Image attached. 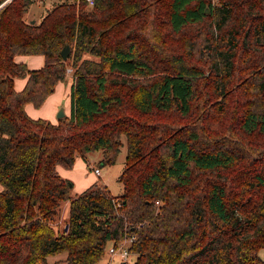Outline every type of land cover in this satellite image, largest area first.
Segmentation results:
<instances>
[{
	"label": "trees",
	"instance_id": "1",
	"mask_svg": "<svg viewBox=\"0 0 264 264\" xmlns=\"http://www.w3.org/2000/svg\"><path fill=\"white\" fill-rule=\"evenodd\" d=\"M33 2L0 0V264H96L130 232L120 264H264V0ZM67 68L69 115L29 116ZM122 146L118 195L57 171Z\"/></svg>",
	"mask_w": 264,
	"mask_h": 264
},
{
	"label": "crops",
	"instance_id": "2",
	"mask_svg": "<svg viewBox=\"0 0 264 264\" xmlns=\"http://www.w3.org/2000/svg\"><path fill=\"white\" fill-rule=\"evenodd\" d=\"M42 13V12H41ZM39 17V16H38ZM37 17V18H38ZM36 19V17H35ZM84 56H88L85 54ZM14 60L16 62L25 63L29 69H38L44 64V56L42 54H16L14 56ZM72 72H67L66 77L63 80H59L54 87V90L45 98L43 103L36 107L32 103L25 104V110L29 116L33 118H45L52 122H57L58 117L57 113L60 108H62L65 115H69L70 113V91L73 82ZM26 82V77H15L14 78V88L16 90H20L23 88ZM83 157L77 156L74 164L70 167H65L63 165H57L58 173L64 177L72 180L73 188L76 192L79 193L86 187H88L91 183H93L96 179L95 177L89 178V174L87 175L85 171H82V167L84 166V162L82 161ZM107 185V184H106ZM1 189V186H0ZM68 200L63 201L61 203V209L63 210V216L57 219L54 225H58V223H62L67 219L68 216ZM60 209V213H61Z\"/></svg>",
	"mask_w": 264,
	"mask_h": 264
},
{
	"label": "rangeland",
	"instance_id": "3",
	"mask_svg": "<svg viewBox=\"0 0 264 264\" xmlns=\"http://www.w3.org/2000/svg\"><path fill=\"white\" fill-rule=\"evenodd\" d=\"M58 1H63V0H34V2L26 10L25 15L28 19L30 18L31 20H34L35 17L37 18L41 14V12L45 10V8L51 7L54 3H57ZM124 157H125V147L122 146L116 156V160L114 163L99 165L98 163L102 158V150L96 149V150L88 151L85 153V157L82 158V161L84 162V166L81 169L82 171H85L87 175L89 174L88 176L89 178L96 176L95 179L97 181L99 182L102 181V183L107 184L106 185L107 188L113 195H118L122 191V184L118 179V177L124 165ZM93 166H98L100 168V174L94 173ZM73 187L71 191L72 193L76 192ZM63 213L64 212L61 209V213H60L61 217L63 216ZM60 215L58 219L60 218ZM63 224H64L63 221L62 223H58V227L61 229ZM259 255L264 260V248H261L259 250ZM63 256H64L63 253H57L55 255H51L48 257V262L52 263L54 261H57L56 264H64L62 260ZM134 259H135L134 254H130L127 258V260L129 261H132ZM121 261L122 260L119 254L111 255L106 250L104 256L96 264H120Z\"/></svg>",
	"mask_w": 264,
	"mask_h": 264
},
{
	"label": "built area",
	"instance_id": "4",
	"mask_svg": "<svg viewBox=\"0 0 264 264\" xmlns=\"http://www.w3.org/2000/svg\"><path fill=\"white\" fill-rule=\"evenodd\" d=\"M89 3H92L93 0H88ZM71 68H67V72H70ZM93 171L95 174H100V168L98 166H93ZM115 204L119 205L118 198H114ZM134 239V234L130 232L129 234H125V236L117 243V244H110L108 246V252L111 255L119 254L121 260H127L130 252L128 250V246L131 241Z\"/></svg>",
	"mask_w": 264,
	"mask_h": 264
},
{
	"label": "water",
	"instance_id": "5",
	"mask_svg": "<svg viewBox=\"0 0 264 264\" xmlns=\"http://www.w3.org/2000/svg\"><path fill=\"white\" fill-rule=\"evenodd\" d=\"M31 21L33 22L34 20H31ZM69 52H70V46H69L68 43H65L63 45V47L61 48V50H60V54H61L62 58L63 59L67 58ZM63 115H64V112H63L62 108H60L59 111H58V113H57V117L59 118V117H61ZM67 227H68V223H66L64 225V230H66Z\"/></svg>",
	"mask_w": 264,
	"mask_h": 264
}]
</instances>
